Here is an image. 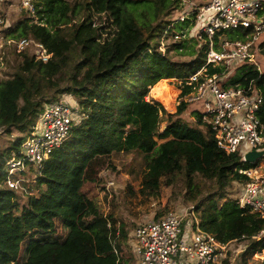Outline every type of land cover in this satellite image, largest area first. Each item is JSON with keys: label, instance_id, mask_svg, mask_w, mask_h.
<instances>
[{"label": "trees", "instance_id": "16d2710c", "mask_svg": "<svg viewBox=\"0 0 264 264\" xmlns=\"http://www.w3.org/2000/svg\"><path fill=\"white\" fill-rule=\"evenodd\" d=\"M181 3L34 0L36 17L28 14L7 31V37L13 40L41 44L52 57L44 62L35 52L20 53L14 73L0 78V135L15 131L25 134L0 153V264H133L131 259L119 258L129 231L101 213L96 202L85 201L83 209L71 218L61 211L83 201L81 190L98 176L107 160L115 154L131 153L143 156L142 194L159 197L163 183H183L187 201L196 203L204 231L224 244L236 241L246 245L247 253L264 249V241L254 238L264 231V218L240 209L235 201L219 209L216 200L227 198L234 183L248 182L249 178L239 171L255 165L244 163L239 154L229 155L220 149L196 110L195 125L186 127L181 116L192 105L183 100L160 133L164 108L147 100L153 87L158 90L162 83L188 78L206 63L208 43L200 49L197 38L190 36L194 19L168 29L175 11L183 9ZM205 3L208 1L198 6ZM166 31V41L173 43L163 55L160 41ZM251 33L240 30L229 33L228 39L245 40ZM188 34L189 40L185 39ZM260 47L264 48V42ZM171 52L194 59L175 60ZM221 72L220 68L209 70L210 75ZM243 72L246 78L241 76L231 83L246 88L251 85L264 95V73L254 71L252 64L244 65ZM175 88L171 108L180 94ZM191 90L185 87L182 98ZM64 96L77 101L81 120L74 124L69 141L53 152L37 175L38 193L32 194L33 187L24 184L31 193L26 194V204L22 205V196L6 185L4 165L20 152L46 106ZM259 116L264 123V105ZM200 178L217 185L215 194L202 200ZM59 216L68 223L63 240L53 224ZM46 227H50L52 239L39 241L29 257L22 259V245ZM118 230L121 235L116 238ZM241 263L239 259L237 264Z\"/></svg>", "mask_w": 264, "mask_h": 264}, {"label": "built area", "instance_id": "2783aa9c", "mask_svg": "<svg viewBox=\"0 0 264 264\" xmlns=\"http://www.w3.org/2000/svg\"><path fill=\"white\" fill-rule=\"evenodd\" d=\"M181 1L183 7L192 9L172 22L168 29L190 16L195 17L199 48L204 43H208L209 48L206 64L201 70L185 79H173L183 90L185 87L192 89L177 99L197 107L196 111L209 126L220 149L229 155H241L242 161L247 163V153L264 150V123L259 116L264 95L259 88L234 85L227 79L232 68L246 64L255 67L257 64V55L263 49L260 44L264 42V0H208L201 6L197 2L202 0ZM20 5L27 14L36 15L34 0H20ZM4 25V14L0 9V37L4 34ZM240 30H251L252 33L245 40L228 39L229 33ZM18 47L20 50L35 48L36 57L44 62L52 57L33 40L23 39ZM211 68H220L222 72L210 75ZM242 76L246 78L245 74ZM73 103L71 97L64 96L61 101L46 106L20 152L13 154L4 165L8 174L6 185L10 189H23L21 180L14 176H25L29 172L40 175L53 152L69 141L78 116ZM260 162L239 171L249 180L243 184V191L235 202L240 209L264 218V167ZM199 214L196 207L190 206L184 215L169 213L137 227L133 232L135 264H222L229 247L236 241L224 244L204 231ZM120 235L118 230L116 238ZM254 238L264 241V231ZM254 256L260 258L257 252ZM11 264H20V261Z\"/></svg>", "mask_w": 264, "mask_h": 264}, {"label": "rangeland", "instance_id": "374dc122", "mask_svg": "<svg viewBox=\"0 0 264 264\" xmlns=\"http://www.w3.org/2000/svg\"><path fill=\"white\" fill-rule=\"evenodd\" d=\"M204 1L208 0H202L201 2L198 1L197 4L199 5ZM0 9L4 14L5 19V25L3 29L4 34L2 37H0V78L6 79L7 76L14 73V67L17 64L19 57L18 55L23 52L33 55L35 48L20 50L18 47V43L20 41L7 37V31L9 29H11L21 19L28 17V14L22 9L20 5V0H0ZM188 9L191 10L192 7L184 6L181 11H175L172 16V22L181 18V16L186 13ZM33 17H36V15ZM194 18L195 17L192 16L189 17V19ZM35 22H38V19H36ZM195 33L196 31L194 29L193 34L190 36H195ZM186 36L187 38L185 39H191L189 34ZM165 38L166 36L164 34L160 41V52L163 55L168 53V45L173 43L171 40L166 41ZM190 45L191 44H189V46ZM169 55L175 60L187 62H190L194 59L188 56L179 57L176 53L172 52ZM256 60V68L253 66L255 68L254 71L264 73V48L257 55ZM243 73V66L234 67L229 72L227 81L231 82L235 79H238ZM175 87L180 89L179 96L182 97L183 89L180 84L178 82L168 81L162 83L158 90H154L155 87H153L149 97L147 98L148 101H156L160 103L164 108L161 116V124L159 127L160 133H162L165 129L169 115L176 114L178 112V107L181 104V99L179 98L176 100L174 107L171 108V103H173L176 93ZM73 102L74 107H76L75 104L77 101L73 99ZM196 108L197 107L193 105L189 106L188 110L181 116L186 127L195 125L197 119L193 113ZM80 120L81 117L78 113L77 122ZM24 135L25 134L17 131H15L12 135H0V153L10 148L18 138L23 137ZM159 142L161 143V141ZM260 163V166L264 167V158ZM144 170L145 164L141 154H115L113 157L107 160V164L103 169H101L98 176L93 181H88L85 184L81 190L83 201H80L72 206L67 205L61 209L63 216L71 218L74 214L80 212L83 209L85 201L91 200L96 202L101 213L114 219L118 227L123 225L125 226L126 230L129 231V239L127 242L123 243L121 247L122 252H120L119 256L121 260L131 259L133 264H135L136 261L133 232L137 227L151 220L161 219L169 213L184 215L190 206L197 208L196 203L187 201V190L183 183H178L171 186H167L163 183L159 197L142 194L141 183ZM14 178L20 179L21 183L23 184V189H19L17 192L22 196V205H25L27 197L26 194H30L31 192L24 188V184H26V186L29 185L30 187H33L34 192H32V194H37L38 191L35 189L37 175H35L33 172H29L26 173L25 176L16 174ZM198 185L201 189L199 200L207 198L211 194H215L217 189V185H215V183L201 178L198 179ZM241 191H243V184L234 183L232 188L229 190L230 195L227 198H216L219 209H221L228 201L238 200ZM63 216L55 217L53 219L54 227L59 230L57 235L60 240L65 238L68 231V223L63 220ZM50 232V227H46L44 230L36 231V233L32 237L28 238L22 245L20 257H22V259H27L33 247L36 246L39 241L42 242L46 238L52 239V233ZM247 250L248 249L246 245L233 243L229 247L227 257L222 264H226V262H228V264H237L239 259L242 262L241 264H243V260L246 261V264H262L264 262V249L260 248L257 251V253L260 254V258H256L251 252L247 253Z\"/></svg>", "mask_w": 264, "mask_h": 264}, {"label": "water", "instance_id": "95a60500", "mask_svg": "<svg viewBox=\"0 0 264 264\" xmlns=\"http://www.w3.org/2000/svg\"><path fill=\"white\" fill-rule=\"evenodd\" d=\"M264 158V150L262 151H251L246 154L245 159L249 164H255Z\"/></svg>", "mask_w": 264, "mask_h": 264}]
</instances>
